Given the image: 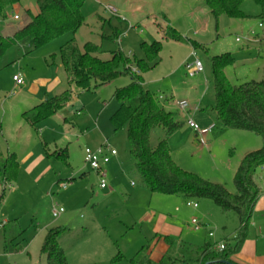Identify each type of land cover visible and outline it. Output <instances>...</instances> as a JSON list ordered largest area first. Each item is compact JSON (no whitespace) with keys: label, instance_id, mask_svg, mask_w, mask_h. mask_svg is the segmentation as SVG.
Returning a JSON list of instances; mask_svg holds the SVG:
<instances>
[{"label":"rangeland","instance_id":"obj_1","mask_svg":"<svg viewBox=\"0 0 264 264\" xmlns=\"http://www.w3.org/2000/svg\"><path fill=\"white\" fill-rule=\"evenodd\" d=\"M36 1L19 0L7 9L9 17H0V35L23 26L30 17L28 10H37ZM171 1L86 0L83 6L86 23L78 31L67 32L27 55L18 46H11L0 58V149L16 151L19 160L28 148L35 155L44 156L32 173L23 165L15 182L3 184L0 181V219L14 225L10 236L16 234V241L23 246L21 251L5 252L0 226V264H47L46 255L41 251L44 237L47 228L58 225L71 230L60 240L69 264H133L131 259L144 244L151 247L156 244L151 242L156 216L165 213L171 219L177 213L175 208L186 207L181 196L151 193L140 183L133 170L135 160L129 150L127 131H114L110 120L118 107L114 94L118 88L130 83V76H119L91 90L67 84L59 51L72 38L81 46L88 41L101 45L103 52L100 57L104 59L116 49L131 57L143 58V42L162 41L158 63L143 73V79L151 92L164 97L162 105L182 124L178 132L168 138L173 158L182 169L210 181H218L232 193L236 192L234 178L223 163H236L247 149H259L261 137L251 131L220 128L217 118H214L210 123L215 128L210 136L214 141L213 147H201L199 137H194L187 120L192 117L201 128L211 125L200 124L191 111L187 112L189 108L182 109L179 102L184 98L190 101L200 94L199 105L213 115L215 95L210 65V56L213 55L232 53L234 64L226 70L234 84L264 79V60L259 56L256 44L264 42L259 18L261 7L256 0H244L241 9L248 17L222 16L217 25L204 0ZM108 4L119 10V16L105 9ZM98 13L105 21L99 20ZM16 14L19 19L14 18ZM168 26L177 28L184 37L200 42L208 49L207 52H195L190 43L164 39L161 29ZM115 29H119L120 35L114 33ZM238 37L242 38L240 42ZM54 53L53 61L51 55ZM196 57L202 61L204 72L197 78H189L185 74L186 65ZM18 72L26 77L25 82L27 79L23 86H17L13 80V75ZM57 72L63 75L66 84L63 90L70 87L74 91L73 98L35 129L22 116L35 103L28 105L26 100H39L30 95L28 89L33 81L41 84L50 77L53 79ZM40 89L43 92L46 88L40 86ZM165 136L160 128L152 131L153 143ZM107 138L117 155L104 166L107 187L102 188V177L85 161V148L98 147ZM46 150H66V154L48 156ZM258 172L263 170L259 168ZM61 183H66V186H61ZM58 206L65 211L54 218L52 210ZM224 216L212 225L217 238L228 236L225 238L228 239V231L239 226V219L235 212ZM188 217L187 230L194 236L190 241L197 245L212 241L215 244L216 237H209L206 230L193 231L190 219L194 216ZM235 233L237 231L234 230L230 235ZM162 248V245L153 248L152 258L156 261L162 257ZM176 264L195 263L180 261Z\"/></svg>","mask_w":264,"mask_h":264},{"label":"trees","instance_id":"obj_2","mask_svg":"<svg viewBox=\"0 0 264 264\" xmlns=\"http://www.w3.org/2000/svg\"><path fill=\"white\" fill-rule=\"evenodd\" d=\"M86 0H37V12H29V20L10 34L0 35V58L11 46H18L24 54L42 48L67 32L78 31L86 22L83 6ZM213 15L216 24L222 16L244 19L248 17L241 9L244 0H204ZM19 0H0V17H9L7 9ZM261 7L259 18L264 32V0H256ZM163 38L191 44L196 50L207 52V48L196 40L184 37L174 27L162 28ZM119 35V34H118ZM264 41V40H263ZM259 56L264 59L262 46L256 43ZM144 57H131L121 49L111 51L109 58H102V46L88 41L82 46L75 38L60 47L59 55L67 72L69 86L75 84L81 90H91L107 84L122 75L130 76V83L115 91L117 109L110 117L115 132L126 129L129 150L135 160L134 173L140 183L151 193L179 195L185 199H209L223 214L235 212L239 219V228L234 237L225 239L223 250L214 249V244L196 246L192 243L165 237L169 244L167 253L160 261L150 258L148 245L131 259L133 264H176L177 262H198L206 264H226L232 256L239 253L249 235L250 222L260 190L255 182L256 171L264 165V79L234 84L226 74L227 67L234 64L232 53L210 56L211 82L214 89V109L217 126L237 130L251 131L262 139V147L246 153L235 172L236 192L232 193L221 183L203 178L197 173L182 169L171 154L169 137L178 131L181 123L174 114L165 109L160 96L151 92L144 83L143 73L158 63L162 41L141 44ZM56 54L51 55L54 61ZM137 68L139 72H135ZM264 72V68H263ZM70 87L61 93L48 96L23 113V118L36 126L63 109L73 98ZM160 128L165 138L157 143L152 141V131ZM48 156H65L66 150L48 152ZM20 169V161L15 152L0 149V181L3 184L15 182ZM5 239L4 251H21L22 244L16 241V234L10 236L11 222L0 219ZM70 228L58 225L47 228L41 248L46 255L47 264H69L67 254L61 245V238L70 233ZM177 252V254H174ZM120 257V255L118 256Z\"/></svg>","mask_w":264,"mask_h":264},{"label":"crops","instance_id":"obj_3","mask_svg":"<svg viewBox=\"0 0 264 264\" xmlns=\"http://www.w3.org/2000/svg\"><path fill=\"white\" fill-rule=\"evenodd\" d=\"M164 1H166V0H164ZM169 1H170V3L173 2L171 0H169ZM168 5H169V3H168ZM31 12L36 13L37 10L31 11ZM118 14H119V10H118ZM98 18L101 21H105V18L102 15H100L99 13H98ZM175 29L178 30L177 28H175ZM114 33L120 35L119 29H115ZM8 34H10V33H8ZM257 34H262V33L258 32ZM254 42H255V40L251 41V43H254ZM248 43H250V42L248 41ZM262 50L264 51V46H262ZM262 68H264V65ZM62 69L65 71L64 75H66V81H67V84H69L67 72L64 69V67ZM58 72H59V70H58ZM185 74L187 75L186 71H185ZM226 74H227V70H226ZM197 76H199V74ZM197 76L189 77V78H197ZM62 77H63V75H60L58 73L57 76H55L53 79H52V77H50V78L44 80L43 82H41V84L33 81L31 83L32 85H30V87L28 89V92L30 95L38 97L39 100H37V101H35L33 99L32 100H26V103L28 105L32 102H35V103H32L29 108L33 107L34 105H36L38 103H41L48 96H53V95H51V94H53L52 92H56L55 94L61 93L63 91L64 86L66 85V84L64 85L65 81H63ZM199 81H201V80H199ZM26 82H27V79H26ZM40 86L45 87L46 88L45 91L42 92L40 89ZM38 92H39V94H38ZM201 99H202V96H200V94H197V96L195 98H193L192 100H190V101L187 100V101H189V104H190L188 107L189 109L187 108L188 109L187 112L191 111L193 113V115H195L194 117H196L199 120V123L205 126V125H209L211 122H213L212 120L214 118H217V117H216V112L214 109L212 110L213 115H211V112H208V111L206 112V110L203 109V107L201 105H199L201 103ZM182 100H186V99L184 98ZM80 115H82V113ZM66 120H67V118H64V121H66ZM45 121L46 120H44V122ZM38 125L36 126V128L33 127L32 125L31 126L35 129H37V127H39ZM210 125H212V124H210ZM43 127L45 128V126H43ZM189 129H191V128H189ZM214 129H212L211 132H209L208 134L205 135L206 143L200 144L201 147H205L206 149L208 147L209 148L213 147L214 141L211 139L210 136L213 134ZM193 133H194V137L195 138L197 137V139H198V134L194 130H193ZM193 142H195V140ZM254 146H259V145H254ZM247 150L248 151L246 153L253 151V150H256V149H247ZM9 152H13V151L9 150ZM14 152L16 153L18 160H19L18 153L16 151H14ZM171 154H172V148H171ZM172 157H173V155H172ZM43 159H44L43 155H41V154L35 155L34 152L28 148V151L25 152L22 159L19 160L20 161V169L22 168L23 165H26L27 171L29 173H32L33 170L39 165V163ZM240 160L237 161L236 163H232V162L223 163L224 168L228 169V172H230V175L233 176V178H234L235 172L239 166ZM111 161H112V159H111ZM20 169H19V171H20ZM216 182H218V181H216ZM255 182L257 184V187L260 190V196L255 203L254 210L252 213L249 235H248L247 239L245 240L240 252L231 257L232 260L234 262H236L237 264H264V235H263L264 234V169H263V172H260V173L258 172V170L256 171ZM180 198L183 199L184 202H186V207H184L182 205V206H179L178 208H175L177 213L175 212L174 215L171 216V219H168L169 218L168 214H165V213H160V214H158V216H156V220H155L154 228H153L154 236L151 238V242H153L154 244L156 243L155 246L156 245H162L163 246L162 253H161V255H162L161 259L167 253V251L169 249V244H168L167 240L165 239V237H174L178 240H183V241L192 243L193 245H196V246H203V245H197V244L193 243L192 241H190V240H194V236L192 235V232L190 230H187L186 224H189V221H188L189 215L192 217L196 216V218L198 219V221L201 225L199 227V229H195L194 225L191 221L190 226L191 227L193 226V229H194L193 231H195L197 233V232H200L201 230H206V233L208 234V236H209L210 231H214L213 225H212V224H214V222L219 221V219L222 217H226L224 215H227V216L230 215V213L223 214L221 212L220 208H219V211H220L219 212L217 210L218 206H215L216 204L213 201L211 202V200L202 199L203 201L201 202L199 199H197L199 205L197 208H193V207L187 205L188 199H185L182 196ZM238 228H239V226L236 228L234 227V229L232 228L233 230L230 229L228 231L229 233H227V234H229L230 238H232L236 235V233L233 235H230V234H232V231H234V230L236 232L238 230ZM215 237H216V240H214V243H217L221 240H225V238H227L228 236H223V237L220 236V238H217V235L215 233ZM206 243L212 244L213 241H212V243L211 242H206ZM144 245H148L147 254H149L151 259L156 261L154 258H152V254L154 253L153 248L155 246L151 247L149 244H144ZM160 260H158V261H160ZM193 263L200 264L198 262H193Z\"/></svg>","mask_w":264,"mask_h":264},{"label":"built area","instance_id":"obj_4","mask_svg":"<svg viewBox=\"0 0 264 264\" xmlns=\"http://www.w3.org/2000/svg\"><path fill=\"white\" fill-rule=\"evenodd\" d=\"M105 8L109 12H111L113 15H117V16L119 15L118 10L114 6L108 4L105 6ZM14 18L19 19V16L16 14L14 16ZM260 26L262 27L263 24L260 23ZM241 40H242L241 37L237 38L238 42H240ZM249 42H250V40H249ZM195 56H196V54H195ZM133 70L135 72H139V70L137 68H133ZM202 72H204V66H203L202 61L198 57H196V59L192 63H189L186 65V73L189 77L197 76L198 74H200ZM13 80L17 86H23L26 83L24 75L21 72L14 74ZM160 98L162 99L163 96L160 95ZM189 105H190L189 101H187V100H181L179 102V106L184 110H186L189 107ZM187 124L190 128H192L198 134V137H199L200 142L202 144L206 143L205 135L208 134L209 132H211L213 127H214V125H211L210 127H207V128H201L194 121V119L192 117L188 118ZM116 155H117V151H116V149L111 147L110 141L108 138L105 139V141L98 147L92 148V147L87 146L85 148V161L88 163V165L91 167V169L97 171L100 174V176L102 177V180L100 182V186L102 188L107 187V181L105 179L106 173L104 171V166L107 165L111 161L112 157H114ZM260 169L263 170L264 165H262L260 167ZM60 185L65 187L66 183H61ZM187 205L191 206L193 208H197L199 203H198L197 199H189L187 201ZM64 211H65V209L62 206L54 207L52 210L53 217L54 218L60 217ZM191 221L194 225V228L199 229V227L201 225H200L198 219L196 217H193L191 219ZM209 236L214 237L215 236L214 231H210ZM225 244H226L225 241L221 240V241L215 243L213 245V247H214V249L221 251L225 248Z\"/></svg>","mask_w":264,"mask_h":264},{"label":"water","instance_id":"obj_5","mask_svg":"<svg viewBox=\"0 0 264 264\" xmlns=\"http://www.w3.org/2000/svg\"><path fill=\"white\" fill-rule=\"evenodd\" d=\"M222 262H225L226 264H233L232 262H230V261H222ZM206 264H212V262H207Z\"/></svg>","mask_w":264,"mask_h":264}]
</instances>
